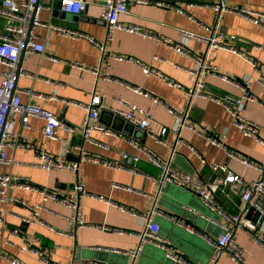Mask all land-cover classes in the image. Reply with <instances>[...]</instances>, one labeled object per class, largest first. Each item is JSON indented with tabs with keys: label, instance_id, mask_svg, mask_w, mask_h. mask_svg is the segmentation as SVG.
Returning a JSON list of instances; mask_svg holds the SVG:
<instances>
[{
	"label": "crops",
	"instance_id": "0c3cea01",
	"mask_svg": "<svg viewBox=\"0 0 264 264\" xmlns=\"http://www.w3.org/2000/svg\"><path fill=\"white\" fill-rule=\"evenodd\" d=\"M157 1L178 9L132 0L128 3V12L120 16L121 22L141 26L152 35L115 29L112 38L107 39L108 29L101 16V4L90 2L78 19H73L72 14L64 17L59 13L62 10L58 0H41L46 6L39 9L43 21L80 29L100 41L104 50L93 46L86 38H70L43 26L35 29L45 51L42 54H20L18 66L32 73L33 77L19 74L16 89L29 90L28 94L22 93L23 100L40 103L77 130L67 133L61 129L59 138H45L41 118L31 117L29 126L24 127L16 116L14 132L21 144L8 148L10 161L2 169L5 173L28 176L33 186H46L60 193L70 192L79 179L84 182L87 192L95 197L88 195L80 199L85 220L83 226H77L62 215H70V208L53 202L48 203L49 209L41 211L40 222L25 223L22 217L29 216L30 210L21 201L36 204L42 197L38 191L16 184L9 192L21 201H0L4 216V221L0 222V237L18 245L34 236L35 246L56 264H183L168 258L166 250L151 243H145L136 255L130 252L140 243L139 232L144 230V220L120 206L144 213L155 205L165 214L156 216L160 224L159 234L164 242H170V250L179 251L187 261L197 264H264V247L247 229H240L236 235L243 249V260L235 261L229 254L223 253L213 263V248L206 237H218L227 219L210 209L192 188L173 182L160 186L154 182L153 176H160L162 170L142 157V152L132 144V141L137 142L159 157L171 160L175 167L209 179L215 174L211 168L213 162L227 164L247 181L257 178L259 170L247 165L241 158L264 163V16L259 18V22L232 11L217 17L211 4L218 0ZM225 1L264 14V0ZM5 23L6 19L0 16V31ZM183 30L202 36L223 33L227 39L234 36L231 44L239 52L214 48L206 57L216 72L229 76L233 81L213 74L200 75L201 64L196 56L203 58L206 55L208 43L187 36ZM163 38L169 39L172 45L164 42ZM109 54L119 57H109ZM72 61L96 67L97 70L75 67ZM141 62L157 69L161 75L147 74ZM4 70L8 67L0 64V81ZM200 77L209 96H193L189 100L185 92ZM167 80L177 82L178 86L170 85ZM131 86L140 87L149 94L137 93ZM244 87L254 99L242 98L238 102ZM94 95L100 97L99 121L113 133L93 130L91 139L85 140L79 127L87 112L85 105L91 102ZM211 95L222 97L233 110L259 124V139L235 126L228 106L214 100ZM130 104L151 113L152 132L161 140L157 141L149 133L137 130L133 122L116 112L128 109ZM186 110L189 113L187 122L196 126L197 131L189 128L177 131V114ZM164 127L166 132L161 135ZM198 131L224 136V146L211 143L205 134ZM41 150L65 156L69 161L79 160L81 152H87L122 162V153L127 152L140 157L132 164L139 173L90 159L80 162L78 172L47 170L33 164ZM227 150L236 152L239 158L229 156ZM215 194L228 213H241L264 234V219L259 224L247 217L244 212L247 202L235 184L221 185ZM259 197L256 196L250 203L260 201ZM203 213L211 216L206 218L204 227L194 220ZM261 214H264V209ZM177 220L184 221L197 232L180 226ZM188 220L192 223H187ZM101 226L109 228L102 229ZM15 227H19L20 235L11 232ZM201 229L207 234L201 232L204 235H200ZM17 245L4 244L3 252L18 257L20 264H44L30 252H20ZM0 264L13 263L0 255Z\"/></svg>",
	"mask_w": 264,
	"mask_h": 264
},
{
	"label": "built area",
	"instance_id": "2783aa9c",
	"mask_svg": "<svg viewBox=\"0 0 264 264\" xmlns=\"http://www.w3.org/2000/svg\"><path fill=\"white\" fill-rule=\"evenodd\" d=\"M130 1L132 0H58L60 9L63 12L70 14H80L85 10L90 2L101 4V16L105 20L108 29L107 39L112 38V33L115 29L137 32L146 36L152 35L149 33V31L143 29L141 26L126 24L120 21L121 14L128 12V3ZM134 1L139 3H156L158 5L171 6L172 8L175 7L174 5L164 4L157 0ZM45 7L46 6L41 2V0L0 1V16L6 19L4 29L0 31V64L8 67V70L1 72L2 78L0 81V201L3 203L10 201H21L19 198L13 196L9 192L10 188H12L14 185L21 184V187L38 191L42 197L41 201L36 204H28L24 201H21L25 203V205L30 210L29 216L22 217V220L25 223L40 222L41 211L49 209L48 203L53 202L61 207L70 208L72 210L70 215H62L70 219V221L74 222L77 226H83L85 224V220L83 217V210L80 208V199L88 195L95 197L94 194L87 192L84 182L78 179L70 192L60 193L57 190L46 186H33L28 176H19L17 174L5 173L2 169L3 165L9 163L10 161L7 152L8 148L17 147L21 144L18 135L14 132L16 116L19 117L20 122L24 127L29 126V120L31 117L41 118L44 121L42 133L45 138H59V130L61 129L67 133H72L77 130L76 127L62 122L58 114L49 108H46L40 103L32 100H23L22 93L28 94L29 90L16 89V79L19 74L33 77L32 73L27 70H22L21 67L18 66L20 54L22 52L42 54L45 51V46L41 41L38 40V35L35 29L38 26H43L55 30L60 35L68 36L70 38H86L93 46L104 50V46L100 41L96 40L93 36H89L80 29L67 25H54L43 21L40 18L39 9ZM211 7L216 11L217 17H219L224 12L232 11L240 13L247 18L254 20L255 22H259V18L264 16V14H260L251 8L228 4L225 0H218L215 3H212ZM175 8L178 9L177 7ZM182 32L187 36L202 39L208 43V51L206 52V55L203 58L196 56V59L201 64V76L213 74L221 77L224 80L233 81L231 78H229V76L216 72L215 67L206 61V57L208 52L210 53V51L214 48H223L233 52H239L238 49L231 44V42L234 41V36H230V38L227 39L223 33H215L211 36H202L186 30H183ZM163 41L172 45L171 41L167 38H163ZM173 46H176L177 48V45ZM114 56L119 57L118 55ZM114 56L109 54V57ZM71 64L75 67L85 70H97L96 67L88 66L79 61H72ZM141 65L147 74L154 73L161 75L157 69L151 67L149 64L141 62ZM110 79L116 80L114 78ZM167 82L170 85L178 86V83L172 80H167ZM131 87L137 93L144 95L149 94L140 87ZM205 87L206 84L200 77L193 87L187 89L185 94L189 100L193 96H209V93L206 92ZM211 97L214 100L223 102L228 106L233 114L232 122L235 126L241 129L245 134L257 136V139H259L258 135L261 129L259 124L243 117L239 112L233 110L231 105L224 101L222 97L215 95H211ZM242 98L252 100L254 99L246 87H244L242 97L238 98L237 101L240 102ZM100 105V97L98 95H94L91 102L85 105L87 112L79 127L85 140L91 139L90 134L93 130H99L106 134L113 133L110 128L103 125L99 121ZM116 112L129 121L133 122L139 128L144 129L157 141L161 140V137L152 132V115L145 108L135 104H130L128 109H119L116 110ZM177 115V131H181L183 128H189L193 131H197L196 126L187 122V117L189 115L188 110L178 113ZM165 132L166 128L164 127L161 129V135H164ZM198 132L205 134L211 143L224 146V136L219 134H206L201 131ZM132 144L142 152V157L146 158L148 161L162 170L160 176H153L154 182L160 186H163L167 182H173L187 188H192L210 209L217 211L220 215L227 219V222L222 224L223 231L218 235V237H206L213 248V263L217 262L223 253L229 254L235 261L240 262L243 260V249L236 239L237 232L240 229H247L255 241L264 247V234L257 229L256 224L251 222L250 219L244 218L241 213H228L215 194L219 186L225 184H235L240 189L241 196L245 202L253 200L256 198V196L264 197V163H254L246 160L245 158H241L244 163L259 170V175L257 178L247 181L243 175L228 167L227 164L213 162L211 163V168L215 174L212 179H209L199 173H189L175 167L171 163V160H165L159 157L153 151L140 146V144L137 142L132 141ZM227 153L231 157L239 158L236 152L232 150H227ZM37 156L38 160L33 162V164L47 170L68 169L72 172H78L80 168V162L90 159L96 163L111 165L115 168L124 170L129 169L132 172L139 173V170H137L132 164H135L140 159V157L138 155H130L127 152L122 153V162L105 159L98 155H91L87 152H81V157L79 156L80 159L76 161H69L65 156L54 155L47 150H41ZM100 198L103 199V197ZM120 208L131 212L132 214H135L144 220V230L139 232L140 243L135 250H130L133 255L139 253L145 243H151L166 250L167 257L176 262L183 264H197L187 261L179 253L170 250L168 246L170 243L169 241L167 243L164 242L163 238L159 234L160 224L157 222L156 216L165 214L155 205L151 206V208H149L144 213L133 211L123 205H121ZM1 221H4V216L0 210V222ZM176 223L180 226L186 227L191 232H197L192 227L186 225L182 220H177ZM101 228L108 229L109 227L101 226ZM11 232L15 235H20L21 233L19 227L12 228ZM199 234L204 235L201 234V232ZM35 240L36 238L34 236H30L29 238H26V241L17 245L8 239L4 240L0 237V255L10 260V262L13 264H20V259L18 257H12L3 252L2 246L4 244H11L17 245L19 251L22 253L30 252L31 254L35 255L44 264H56L51 261L47 254L35 246Z\"/></svg>",
	"mask_w": 264,
	"mask_h": 264
},
{
	"label": "water",
	"instance_id": "95a60500",
	"mask_svg": "<svg viewBox=\"0 0 264 264\" xmlns=\"http://www.w3.org/2000/svg\"><path fill=\"white\" fill-rule=\"evenodd\" d=\"M59 13L62 14V16H64V17H67V15L70 14V13H66V12H63V11L59 12ZM72 15L74 16L73 19H75V18L78 19V17H79V14H72ZM112 113L115 114L114 112H112ZM136 129L140 130V131H142L144 133L146 132L144 129H141V128L137 127V126H136ZM259 199H260V201H258L256 203H253V204H251L250 201L247 202V204L245 205V208H244V212H246V215H247L248 218H251L253 221H257L260 224V223H262V221L264 219V214H261V210L264 209V205H263L264 197L260 196ZM208 217L210 218L211 216L203 213V216H198L194 220H195V222L199 223V225L204 227V224H206L205 221H207L206 218H208ZM178 219H182L183 220V218H181V217H178ZM189 222L192 223L191 220H188L187 223H189ZM199 231L202 232V233L207 234V231H204V229H201ZM177 253H180V252L177 251ZM180 255H182V254L180 253Z\"/></svg>",
	"mask_w": 264,
	"mask_h": 264
}]
</instances>
